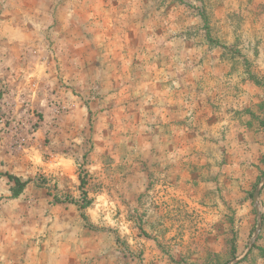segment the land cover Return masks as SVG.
I'll return each instance as SVG.
<instances>
[{"label":"rangeland","instance_id":"374dc122","mask_svg":"<svg viewBox=\"0 0 264 264\" xmlns=\"http://www.w3.org/2000/svg\"><path fill=\"white\" fill-rule=\"evenodd\" d=\"M0 264H264V0H0Z\"/></svg>","mask_w":264,"mask_h":264},{"label":"trees","instance_id":"16d2710c","mask_svg":"<svg viewBox=\"0 0 264 264\" xmlns=\"http://www.w3.org/2000/svg\"><path fill=\"white\" fill-rule=\"evenodd\" d=\"M14 181H15V187H16V190L14 191V195H18L26 184L20 182L17 179H15Z\"/></svg>","mask_w":264,"mask_h":264}]
</instances>
